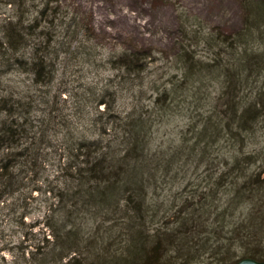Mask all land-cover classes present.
Here are the masks:
<instances>
[{
  "label": "rangeland",
  "instance_id": "1",
  "mask_svg": "<svg viewBox=\"0 0 264 264\" xmlns=\"http://www.w3.org/2000/svg\"><path fill=\"white\" fill-rule=\"evenodd\" d=\"M45 7L57 12L42 15ZM243 18L240 0H0V134L18 121L22 136L17 143L0 144V174L6 158L19 153L0 182V264H36L39 251L56 242V230L74 226L63 219L60 192L71 180L63 168L85 161L84 155L71 158L80 141L109 140L115 121L134 109L132 118L152 119L148 151L170 158L184 145L190 127L208 115L202 96L217 85L195 82L193 89L201 91L197 98L183 94L186 103L178 98L166 112L159 113L156 103L166 105L168 84L182 81L178 61L184 52L194 61L215 63L217 48L204 39L239 29ZM7 28L20 31L19 47L7 45ZM136 50L148 56L143 68H121V53ZM43 57L47 66L39 74L33 63ZM255 126L244 142L237 141L233 156L224 154L230 146L220 141L203 164L189 160L181 172L178 165L166 176L156 172L158 187L151 196L165 207L178 195L192 197L195 188H214L221 175L264 168V120ZM94 148L89 152L95 154ZM250 155L255 157L250 161L257 158L252 166ZM226 196L220 195L228 202L232 196ZM77 217L76 228L93 237L104 236L110 226L101 214L84 223ZM119 233L116 228L113 236Z\"/></svg>",
  "mask_w": 264,
  "mask_h": 264
},
{
  "label": "trees",
  "instance_id": "2",
  "mask_svg": "<svg viewBox=\"0 0 264 264\" xmlns=\"http://www.w3.org/2000/svg\"><path fill=\"white\" fill-rule=\"evenodd\" d=\"M240 3L244 12L242 26L204 39L208 46L217 48L215 63L194 61L189 51L184 52L178 61L182 81H170V89L164 92L166 105L156 103L162 108L159 113L166 112L176 106L178 98L186 103L183 94L197 98L200 89H193L195 82L213 81L215 91L202 96L201 108L208 115L200 116L198 123L190 127L192 135L183 138L184 145L170 158L165 157V152L148 151L152 119L142 115L132 118L137 113L134 109L115 121L109 140L80 141V148L76 147L73 155L69 153L72 159L74 154L76 158L84 155L85 161L63 168L65 174L71 172V180L60 192L65 203L63 219L74 226L57 229L56 242L48 251H39L36 264H197L204 259H209L208 264H231L245 257L264 260V168L221 175L212 183L214 188H195L192 197L178 195L165 207L151 196L158 187L156 172L166 176L177 165L176 171L181 172L189 160L203 164L220 141L230 146L224 154L233 156L237 141L244 142L245 134L264 120V1ZM49 9L57 12L56 8L45 7L42 15L46 16ZM5 38L11 48L22 42L15 28H7ZM147 57L136 50L124 51L117 59L119 66L130 72L143 68ZM43 64H47L46 58L35 60L33 69L40 74L46 69L41 67ZM258 79L263 81L260 86ZM19 127L17 121L3 129L0 144L17 143ZM104 141L106 145H100ZM91 148L95 154L89 152ZM18 154L6 158L0 182L4 183L9 162L17 160ZM250 156L248 165L252 166L257 158L250 161L255 158ZM184 159L185 163H181ZM221 194L232 198L227 202L226 196L223 201ZM95 214L107 216L110 221L104 236L93 237L76 228L77 216L84 223ZM116 228L120 230L119 237L113 236ZM71 254L74 256L63 263V258Z\"/></svg>",
  "mask_w": 264,
  "mask_h": 264
},
{
  "label": "water",
  "instance_id": "3",
  "mask_svg": "<svg viewBox=\"0 0 264 264\" xmlns=\"http://www.w3.org/2000/svg\"><path fill=\"white\" fill-rule=\"evenodd\" d=\"M231 264H264V260L260 261L251 257H245L242 259L237 260L236 262H233Z\"/></svg>",
  "mask_w": 264,
  "mask_h": 264
}]
</instances>
